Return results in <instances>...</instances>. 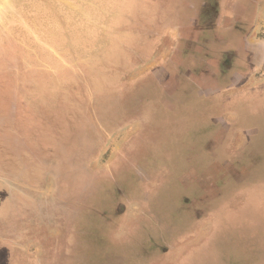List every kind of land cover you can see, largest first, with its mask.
Segmentation results:
<instances>
[{
	"label": "rangeland",
	"instance_id": "obj_1",
	"mask_svg": "<svg viewBox=\"0 0 264 264\" xmlns=\"http://www.w3.org/2000/svg\"><path fill=\"white\" fill-rule=\"evenodd\" d=\"M77 1L0 0V202L9 166L33 173L31 153L43 152L38 213L46 225L57 226L62 246L72 230L91 224L98 236L116 228L125 236L110 243L119 252L112 264H264V113L258 109L250 118L246 109L247 118L233 130L235 141L218 161L186 156L197 135L196 126L183 123L190 113L154 108L155 102L137 96L150 66L148 49L162 33L165 38L176 31L160 29L149 37L153 30L120 28L148 24L154 13L142 9L158 4L114 0L119 11L108 4L100 12L96 0ZM133 96L141 104L134 115L139 123L131 126V116H124L131 115ZM130 138L125 152L139 172L132 171L130 188L118 190L112 210L113 204L87 206L93 215L85 222L83 206L67 203L83 189L63 199L56 184L67 176L71 184L83 181L85 166L95 186L114 181L115 149ZM97 235L87 236L95 241L87 245L91 252L70 250L68 264H100L98 251L110 246ZM164 243L173 248L166 246L163 255ZM44 250L50 264L67 263L66 249L59 257L50 246Z\"/></svg>",
	"mask_w": 264,
	"mask_h": 264
},
{
	"label": "crops",
	"instance_id": "obj_2",
	"mask_svg": "<svg viewBox=\"0 0 264 264\" xmlns=\"http://www.w3.org/2000/svg\"><path fill=\"white\" fill-rule=\"evenodd\" d=\"M113 1L96 0L93 3L98 5L100 12L108 4L119 11L111 3ZM144 3L158 4L155 9H142V12L149 10L154 13L152 17L149 15L148 24L137 23L135 26L120 28L153 30L149 37L156 36L160 29L174 30L177 35L169 33L162 38V33L152 50L148 49L150 66L141 76L146 77V80L142 82V89L137 96L146 100L148 98L150 103L155 102L154 108L178 107L187 114L190 113V117L181 121L196 126L197 135L190 140L186 156H211L218 161L228 154L224 151L229 150L226 147H230V141H235L233 135L236 133L233 130L247 118L246 109L251 111L250 118L258 109L264 113V0H149V3ZM117 14L116 20L120 19L119 13ZM126 18L128 17L125 16L122 20ZM135 97L133 96V102L128 108L131 109V115L128 113L124 116V121L131 116V126L139 123L134 121V115L140 109L141 101L136 103ZM129 140L131 138L128 142H123L120 149H115L116 168H110L109 173L115 174L114 181L104 180L95 186L90 180L92 170L85 166L83 181L71 184L67 176L64 177L67 180L64 179L61 185L56 184V188L63 190V199L69 196L70 190L83 189L81 194L78 193L76 201L67 199V203L83 206L81 211L85 222L90 221L93 215L87 206L107 208L113 204V207L109 206V210H112L118 200V190L130 188L128 179L139 172L128 163L129 153L125 152V147L129 145ZM182 153L184 154L183 150ZM31 155L34 157L31 159L35 169L33 173L23 165L16 168L9 166V172L4 173L2 188L5 197L0 202V264H50L45 258L47 251L44 250L49 246L52 248L50 251L58 257L66 249L68 264L71 259L70 250L91 252L93 249L87 245L95 241L87 236L97 234L91 231V224H88L89 228L85 231L72 230L63 239L65 245H61L57 226L46 225L43 214L38 213V206L43 205L44 199V153ZM57 172L53 168L52 177L59 180L58 175H55ZM102 176L106 178V175ZM24 189L41 194L24 196ZM93 189L103 191L96 194L92 192ZM80 200L82 203L79 204ZM107 215L110 216L109 213ZM111 218L114 221L115 217ZM99 219L105 218L100 216ZM118 229H113L110 236L100 234L93 238H107L110 246L112 242L118 243L125 239V236L115 233ZM73 234L76 239L70 238ZM166 246L164 243L160 247L163 255L167 253ZM167 248L171 251L173 246ZM117 252L112 246L99 250L100 264H112L114 260H118L115 255Z\"/></svg>",
	"mask_w": 264,
	"mask_h": 264
}]
</instances>
